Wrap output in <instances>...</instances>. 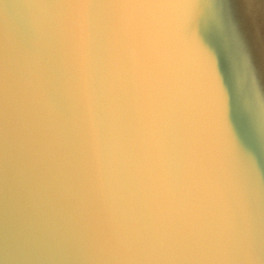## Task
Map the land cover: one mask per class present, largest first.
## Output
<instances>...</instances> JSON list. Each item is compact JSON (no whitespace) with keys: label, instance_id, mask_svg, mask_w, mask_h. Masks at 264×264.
I'll list each match as a JSON object with an SVG mask.
<instances>
[{"label":"snow or ice","instance_id":"snow-or-ice-1","mask_svg":"<svg viewBox=\"0 0 264 264\" xmlns=\"http://www.w3.org/2000/svg\"><path fill=\"white\" fill-rule=\"evenodd\" d=\"M181 2L191 0L45 3L54 10L59 74L0 34V149L5 161L11 151L68 186L55 197L79 236V264H264L253 258L264 240L259 190L247 180L254 166L241 167L224 127L215 58L199 47L194 56L186 39L208 8L193 16ZM210 7L223 23L220 5ZM230 55L237 90L255 91L234 30ZM201 61L213 73L214 135Z\"/></svg>","mask_w":264,"mask_h":264},{"label":"water","instance_id":"water-1","mask_svg":"<svg viewBox=\"0 0 264 264\" xmlns=\"http://www.w3.org/2000/svg\"><path fill=\"white\" fill-rule=\"evenodd\" d=\"M52 0H0V34L17 37L26 47L38 52L47 66L59 74L60 51L52 30L54 10L44 7ZM220 5L221 23L210 6ZM179 7H191L195 14L205 9L207 16L193 20L186 35L191 51L205 49L215 58V75L225 92L222 114L224 127L233 141L242 168L254 166L247 176L250 188H257L254 201L264 213V0H191ZM39 19V30L34 20ZM97 41L102 46L103 16L96 21ZM236 31L247 50L255 73V91H238L232 70L230 34ZM185 35L181 33V39ZM38 40L33 48L31 41ZM207 89L205 126L214 135L217 116L212 93L210 64L201 61ZM7 168V175H5ZM69 188L59 177L37 175L11 151L4 159L0 149V264H79V236L66 206L55 193ZM264 219V217H262ZM264 259V240H258L253 258Z\"/></svg>","mask_w":264,"mask_h":264}]
</instances>
